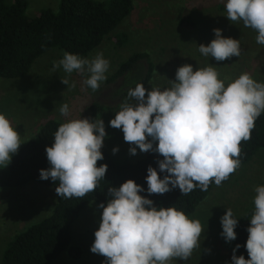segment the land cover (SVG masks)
<instances>
[{"label":"clouds","instance_id":"1","mask_svg":"<svg viewBox=\"0 0 264 264\" xmlns=\"http://www.w3.org/2000/svg\"><path fill=\"white\" fill-rule=\"evenodd\" d=\"M225 7L229 21L242 20L245 27L258 32L256 42L264 45V0H227ZM213 32L215 38L198 47L203 56L217 62L240 56L239 40L223 37L219 28ZM60 66L67 74H90L83 84L95 92L107 79L109 61L102 52L91 59L65 52L53 67ZM218 75L212 66L194 71L191 64H184L177 68L168 88L149 90L138 83L127 92L135 103L123 102L109 121L112 128L122 130L131 155H136L138 148L163 157L157 161L163 178L156 168H147L149 195L175 188L182 194L197 187L206 191L212 182L220 186L239 167L235 159L240 155L239 145L250 138L255 119L264 111V83L243 73L225 87ZM61 82L75 87L67 78ZM59 111L65 117L70 115L67 103ZM106 136L102 119H71L60 124L52 145L45 149L50 166L39 170V178L59 181L55 191L63 198H82L94 192L108 168L107 164L97 166L104 159L101 149ZM21 144L20 134L0 114V165L7 167ZM112 151L115 154L118 148ZM144 191L128 179L119 187H108L110 199L106 206L98 205L103 211L90 250L105 257L104 264H170L174 258L187 260L200 246L199 220L189 219L174 207H156L140 195ZM254 191L255 208L244 245L249 258L235 254L241 247L237 244L232 264H264V186ZM220 223L224 240H236L238 220L230 208Z\"/></svg>","mask_w":264,"mask_h":264},{"label":"rangeland","instance_id":"2","mask_svg":"<svg viewBox=\"0 0 264 264\" xmlns=\"http://www.w3.org/2000/svg\"><path fill=\"white\" fill-rule=\"evenodd\" d=\"M132 1V10L105 35L102 42L85 56H80L91 59L97 52H102L109 61L105 73L107 79L100 82L97 91L83 84L90 74L82 76L75 71L67 74L62 66L54 69V62L61 60L65 53L57 47L39 55L25 74L0 76V114H4L20 134L22 144L33 137L50 117L61 123L71 119L90 120V105L95 102L102 106L97 120L104 121L107 132L103 146L113 158L134 161L144 156L146 153L138 148L137 154L131 155L122 130L112 128L109 121L115 117L123 102L135 103L125 91L144 78L148 61L152 68L143 85L149 90L170 87L177 68L184 64H191L194 71L214 67L225 87L243 73L250 74L258 83H264V45L256 42L258 32L245 27L242 20L232 22L227 19V0ZM58 4L59 0H27L25 12L32 17L40 9H55ZM217 28L222 30L223 37L239 40L240 56L217 62L198 51L200 44L207 45L215 38L213 29ZM119 34L125 35L121 42L116 41ZM140 51L146 52L148 59L137 61L121 76L108 80L120 62L131 53ZM64 78L70 84L74 82L75 87L63 84L61 79ZM64 103L70 109L67 117L59 111ZM113 148H118L115 154ZM257 186H264V147H259L249 160L241 163L228 180L220 186H213L195 209L187 214L189 219L199 220L202 225L200 246L187 260L174 258L170 264H232L233 253L219 241L220 217L227 208L232 210L233 215H241L253 206ZM55 200L53 186L34 181L20 187H0V254L8 239L48 214ZM98 205L100 203L95 200L87 201L72 222L70 244L80 246V254L72 257L65 249L51 264H104L105 257L90 250L103 211Z\"/></svg>","mask_w":264,"mask_h":264},{"label":"trees","instance_id":"3","mask_svg":"<svg viewBox=\"0 0 264 264\" xmlns=\"http://www.w3.org/2000/svg\"><path fill=\"white\" fill-rule=\"evenodd\" d=\"M26 5L27 0H0L1 77H18L25 74L33 61L51 47L85 56L132 10L133 1L59 0L57 8L44 7L32 17L26 14ZM124 37V34H119L116 41L121 42ZM141 59H148V54L141 51L131 53L119 63L108 80L121 76ZM151 68L148 61L146 75L136 84H143L149 78ZM136 84L129 89L134 88ZM128 90L125 91L126 95ZM90 109V120H97L102 106L93 102ZM60 124L62 123L58 119H46L36 134L19 147L10 164L0 167V187H20L31 181L54 188L58 186L59 181L53 182L50 178L41 180L39 170L50 166L45 149L52 145L54 133ZM239 147L240 155L235 158L239 160V165L249 160L259 147H264V111L255 119L250 138L242 140ZM101 151L104 159L99 160L97 166L107 164L108 168L96 190L82 198H63L56 193L55 203L48 214L16 232L6 241L0 254L1 264H51L65 249L70 256L77 257L81 249L78 245L70 244L72 222L89 200L104 203L106 206L110 199L108 187H119L128 179L141 185L145 191L140 195L151 199L156 207H174L186 215L191 213L216 185L212 182L206 191L197 187L188 194H182L179 188H175L162 195H149L145 179L147 168L151 165L159 173L157 161L163 157L158 153L148 152L134 161H119L113 158L104 146ZM159 174L163 178L164 173ZM254 208L253 205L243 214L233 215L238 220L235 228L236 240L229 243L219 235L220 244L232 253L237 244L241 245L235 254L243 255L245 259L249 258L244 247L248 238L246 229L250 225Z\"/></svg>","mask_w":264,"mask_h":264}]
</instances>
